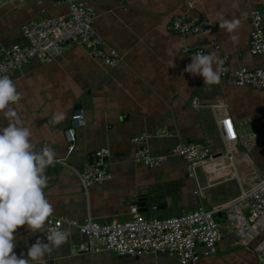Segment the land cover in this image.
I'll return each mask as SVG.
<instances>
[{"label":"crops","instance_id":"crops-1","mask_svg":"<svg viewBox=\"0 0 264 264\" xmlns=\"http://www.w3.org/2000/svg\"><path fill=\"white\" fill-rule=\"evenodd\" d=\"M90 5L96 12L93 26L97 34L121 57L115 66L91 58L77 44H67L48 62L32 59L14 79L23 95L13 107L25 126L32 128V143L37 150L48 145L55 149V159L65 157L64 131L70 126L73 111L86 103L90 109L84 110L85 123L75 128V149L68 162L82 170L95 150L107 147L111 151L106 160L111 178L93 185L88 198L67 168L59 163L47 168L49 179L44 191L54 206L53 214L79 222L88 215L96 222L126 219L130 206L160 192L162 201H153L146 211L140 210L145 217L177 216L201 204L218 210L235 199L241 189L262 180L264 142L250 149L238 145L229 161L233 176L208 183L204 172L198 170L203 187L200 197L194 192L196 183L187 175L182 158L170 156L156 168L135 163L131 138L150 134L149 147L154 153H167L174 144L186 142H201L219 152L225 146L217 120L225 115L234 120L239 132L264 131V91L234 86L225 79L204 85L202 76L184 71L193 54L182 51L184 47H201L217 56L226 54L230 72L240 67H260L264 56L248 52L247 14L250 8L264 11V0H90ZM66 13L67 5L58 0H0V54L3 48L23 42V24ZM181 15L211 20L215 29L199 37L169 32L168 25ZM222 18L241 20L232 34L235 38L220 29ZM210 41L220 46L218 51ZM172 60L175 67L167 68ZM195 99L196 107L192 104ZM57 111L65 113V119L52 123L51 116ZM5 126L7 120L0 116V127ZM239 215L234 209L215 212L224 229L223 238L214 254L194 264H259L264 228H249L243 214L241 218ZM228 219L240 226L230 228ZM66 229L71 235L46 256L47 264H180L169 253L138 257H120L109 251L71 255L72 245L84 237L76 229ZM44 232L32 233L27 225L18 227L16 255L27 258V250L37 238L47 242Z\"/></svg>","mask_w":264,"mask_h":264},{"label":"built area","instance_id":"built-area-1","mask_svg":"<svg viewBox=\"0 0 264 264\" xmlns=\"http://www.w3.org/2000/svg\"><path fill=\"white\" fill-rule=\"evenodd\" d=\"M20 2L25 0H4ZM40 2L41 0H37ZM67 4V13L60 16L39 17L21 26L22 43H14L1 50L0 76L8 75L13 80L18 72L32 59L48 62L67 44H77L93 59L100 60L107 66H115L121 59L118 52L110 48L101 38L94 26L96 12L90 0H58ZM193 4L190 3V7ZM250 31L248 52L252 56H264V11L250 8L247 14ZM215 24L211 20L199 16H175L167 30L172 33L199 37L211 33ZM214 50L220 46L210 41ZM184 53H209L198 47L191 50L182 49ZM217 69L221 79L234 86H248L264 91V62L255 69L240 67L230 72L229 56L219 54ZM193 106H198L195 99ZM85 123L83 109H75L70 117V126L64 131L67 141V155L54 160V163L67 168L77 178L82 192L88 198L90 188L102 184L111 178L107 169V158L111 151L101 147L94 151L90 162H86L82 170H78L68 162L69 155L75 149V128ZM221 132L224 150L212 151L201 142L174 144L167 153H154L149 147L150 134L141 133L131 138L134 144L132 160L148 168L160 166L168 157L182 158L186 163L187 175L196 183L195 194L203 196V187L199 183L198 170H202L208 183L219 178L233 176L229 171V161L237 151L238 145L250 149L264 142V131L239 132L234 120L225 115L217 120ZM236 210L248 227L254 230L264 228V178L250 188L241 189L240 194L218 210H209L202 204L190 212L167 218L145 217L137 205L129 207L126 219L113 217L105 222H96L91 216L79 222L77 220L51 215L44 232L60 227L76 229L84 239L72 245L70 254L79 255L92 252L109 251L120 257H138L169 253L176 257L180 264H194L200 258L216 252L222 240L224 229L215 218L216 211ZM232 229L240 224L228 219ZM47 240V239H46ZM258 263L264 264V242L258 250Z\"/></svg>","mask_w":264,"mask_h":264},{"label":"clouds","instance_id":"clouds-1","mask_svg":"<svg viewBox=\"0 0 264 264\" xmlns=\"http://www.w3.org/2000/svg\"><path fill=\"white\" fill-rule=\"evenodd\" d=\"M241 26L238 18L221 19L220 29L232 34ZM216 53L198 52L191 57L184 71L203 77L204 85L219 84L221 74ZM175 67L172 62L167 66ZM166 68V70H167ZM16 82L8 75L0 76V116L7 126L0 127V264H47L46 256L61 247L71 235L67 229L57 227L46 234L47 242L37 238L27 250V258L14 252L16 230L27 225L35 233L44 232L54 206L47 198L45 188L49 177L47 168L54 163L55 149L44 145L39 150L32 143L33 130L25 126L13 107L22 98ZM65 113L54 112L52 123H60Z\"/></svg>","mask_w":264,"mask_h":264},{"label":"water","instance_id":"water-1","mask_svg":"<svg viewBox=\"0 0 264 264\" xmlns=\"http://www.w3.org/2000/svg\"><path fill=\"white\" fill-rule=\"evenodd\" d=\"M66 4V3H64ZM67 5V4H66ZM84 104V108L81 107V105H78L76 109H83V110H89L90 109V106L86 103H83ZM163 200V195H162V192H160L157 196H152L151 198H148V199H145V202H139L137 205L140 207H144L140 210L142 211H146L147 210V207H150L151 203L153 201H156L157 203H159V201H162Z\"/></svg>","mask_w":264,"mask_h":264}]
</instances>
